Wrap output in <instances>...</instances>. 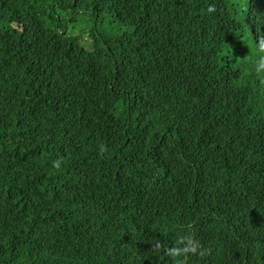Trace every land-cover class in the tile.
Segmentation results:
<instances>
[{"label": "trees", "instance_id": "trees-1", "mask_svg": "<svg viewBox=\"0 0 264 264\" xmlns=\"http://www.w3.org/2000/svg\"><path fill=\"white\" fill-rule=\"evenodd\" d=\"M261 37L264 0H0V264H264Z\"/></svg>", "mask_w": 264, "mask_h": 264}, {"label": "clouds", "instance_id": "clouds-1", "mask_svg": "<svg viewBox=\"0 0 264 264\" xmlns=\"http://www.w3.org/2000/svg\"><path fill=\"white\" fill-rule=\"evenodd\" d=\"M216 11L217 9L215 4L208 5V14L215 13ZM258 50L261 53H264V37H261L259 40ZM255 70L257 74L264 71V56H261L260 59L256 62ZM54 167L59 169L61 167V162L56 161ZM162 248L164 250L165 255L170 257L175 262V264H185L186 257L190 255L204 257L208 254V249L204 248L190 232L178 235L176 244L171 247L161 245L158 240L154 242V251H160Z\"/></svg>", "mask_w": 264, "mask_h": 264}, {"label": "rangeland", "instance_id": "rangeland-1", "mask_svg": "<svg viewBox=\"0 0 264 264\" xmlns=\"http://www.w3.org/2000/svg\"><path fill=\"white\" fill-rule=\"evenodd\" d=\"M103 24H104V22H103ZM73 27H74V34H75V35H78V34L81 32V29H82V25H81V23L78 22V23H76ZM97 27L100 28L101 26L98 25Z\"/></svg>", "mask_w": 264, "mask_h": 264}]
</instances>
